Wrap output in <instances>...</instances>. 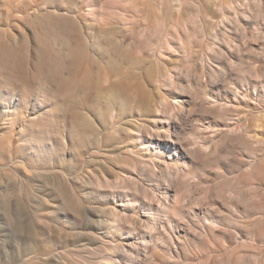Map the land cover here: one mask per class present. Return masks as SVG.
Returning a JSON list of instances; mask_svg holds the SVG:
<instances>
[{
  "label": "rangeland",
  "instance_id": "374dc122",
  "mask_svg": "<svg viewBox=\"0 0 264 264\" xmlns=\"http://www.w3.org/2000/svg\"><path fill=\"white\" fill-rule=\"evenodd\" d=\"M94 1L0 0V264H264V0Z\"/></svg>",
  "mask_w": 264,
  "mask_h": 264
},
{
  "label": "bare ground",
  "instance_id": "6f19581e",
  "mask_svg": "<svg viewBox=\"0 0 264 264\" xmlns=\"http://www.w3.org/2000/svg\"><path fill=\"white\" fill-rule=\"evenodd\" d=\"M106 1H108V0H106ZM113 2L115 1V0H112ZM119 2H120V0H118ZM123 0H121V2H122ZM173 1V0H172ZM175 1V0H174ZM94 2H99V1H97V0H95ZM102 2H104V1H102ZM113 2H111V5L112 4H114ZM124 2H126L127 3V1H124ZM129 2V1H128ZM180 2V1H179ZM224 2V1H223ZM222 2V3H223ZM226 3H228L229 4V2H227V1H225ZM224 2V4L226 5V6H228V4H226ZM105 3V2H104ZM108 3H109V1H108ZM122 4H123V2H122ZM217 4H219V7H222L224 4H222V5H220L221 3L220 2H218ZM216 4V5H217ZM116 5V4H115ZM218 6V5H217ZM111 7H115V6H111ZM119 7H121V6H119ZM218 7V8H219ZM225 7V6H224ZM117 8H118V6H117ZM122 9H121V11L124 9L123 7H121ZM109 9H110V7H109ZM108 9V10H109ZM222 9V8H221ZM115 9L113 8V10H111L112 12L114 11ZM219 10V12L220 13H222L223 15H225L226 13L225 12H223V10H220V8L218 9ZM217 10V11H218ZM225 10H227V9H225ZM120 11V10H119ZM121 11H120V13H121ZM125 11V10H124ZM222 11V12H221ZM115 12V11H114ZM123 13V12H122ZM213 13V12H212ZM214 13H215V11H214ZM213 13V14H214ZM217 13V12H216ZM219 13V14H220ZM119 14V13H118ZM113 15H115V14H113ZM117 15V14H116ZM121 14H119V16H120ZM214 15H216V14H214ZM222 15V16H223ZM118 16V15H117ZM159 16V15H158ZM208 16V15H207ZM211 15L209 14V17H210ZM213 16V15H212ZM211 16V17H212ZM219 17V15H216V17ZM113 17V16H112ZM121 17H122V15L120 16V19H121ZM157 17V16H156ZM161 17V16H160ZM210 17V18H211ZM158 19H159V17H157ZM162 17L160 18V20H158V22L159 23H157V25H155V26H151L152 27V29L154 30V33H156L157 32V35L158 34H160V32L162 31V26H163V22H161L162 20ZM157 21V20H156ZM154 24H155V21L153 22ZM209 23V22H208ZM211 23V22H210ZM153 25V24H152ZM85 26H86V28L88 29L90 26H88V24L86 23L85 24ZM146 27H147V25H145ZM145 27V28H146ZM144 29V28H143ZM148 28H146V30H147ZM144 31V30H143ZM140 32H142V31H140ZM139 32V33H140ZM145 32V31H144ZM143 32V33H144ZM152 32V30L150 31V33ZM153 33V32H152ZM83 34H84V36H85V39H86V41H87V44H89V46H90V48H95V49H97V50H100V52L102 51V53H105V54H108V55H110V47H108V45H107V43H105L104 41H103V39H101L102 37H100V36H95V37H93L92 39H91V35L90 36H88L87 35V32L85 31V29L83 30ZM142 34V33H141ZM149 35V34H148ZM139 37V36H138ZM148 38H149V36H147ZM140 38V37H139ZM157 38V37H156ZM150 39V38H149ZM140 40V39H139ZM149 42H151V40H149V41H147L146 40V44L145 45H149ZM135 43V42H134ZM137 43H139L138 41H137ZM136 43V44H137ZM141 43V42H140ZM135 44V45H136ZM151 44V43H150ZM139 45H141V44H139ZM142 45H144V44H142ZM138 46V45H137ZM136 46V47H137ZM135 47V48H136ZM82 48V47H81ZM83 49V48H82ZM79 50V49H78ZM139 50H140V48H139ZM137 51H138V48H137ZM141 51V50H140ZM143 51V50H142ZM77 53L78 54H76V57H77V60H78V62H79V64L81 65L82 64V53H83V51L82 50H79V52L77 51ZM103 55V54H102ZM133 58V57H132ZM130 59V58H129ZM135 59V58H134ZM130 61H132V60H130ZM82 66V65H81ZM80 69V68H79ZM85 72V71H84ZM86 73H82L81 75H79V76H77V90L79 91V94H80V97H81V94H85L86 92H88L89 90H91L92 89V83H91V81H90V79H88V76H86L85 75ZM78 94V95H79ZM61 96H62V94H61ZM118 97L119 96H117V95H115V93L114 92H110L109 93V95H108V99H107V101H106V104H105V106H106V108H102V107H100L99 108V110H98V112H97V120H96V122H95V124L93 125V128H94V130H95V135H94V138L96 137V135H97V137H96V141L99 143V145L101 144L102 145V147L104 146V145H107V142H108V140L109 141H111V139H109V137H104L103 139H102V141H100L99 139H98V135L100 134V133H102L103 131H106L107 129V127H106V122H107V117L114 111V110H116L117 111V113L120 115V116H124V114H125V107H124V105H123V103L122 102H120L119 101V99H118ZM6 107H8V108H10V106H6ZM10 113V110L8 109V110H5L3 113H2V115L1 116H3V117H5L6 115H10L11 114V117L14 115V112L11 110V113ZM14 117V116H13ZM12 117V118H13ZM6 119V118H5ZM9 122H11V123H13V119H11V118H8L7 119ZM127 130V129H126ZM20 136H21V138L24 140H26V138H27V135H26V133L24 132V129H20ZM20 138V139H21ZM122 138V135H121V132L119 131V134H118V136H117V139H121ZM28 139V138H27ZM103 148H105V146L103 147ZM122 163L123 164H129L130 165V167L131 166H133V164L134 163H132V162H129V161H122ZM137 163V162H136ZM128 166V165H127ZM138 169V168H137ZM259 170H260V173H264V166H262V167H260L259 168ZM141 171V170H140ZM150 180H152V178H150ZM106 182V183H108L109 184V186H112V185H115V183L114 184H112L113 182H111L108 178H105L104 180H103V182ZM122 180L120 179V182H121ZM119 182V183H120ZM107 185V184H106ZM108 186V185H107ZM115 186H113V187H110V188H114ZM106 188V187H105ZM116 188V187H115ZM113 190V189H112ZM136 190V191H135ZM135 190H132V192H140V196H139V199H137L136 198V196H135V199L137 200V205H135V207H139V208H141V209H143V210H151V204H149L148 203V201H149V193L146 191V190H139V188H138V190L137 189H135ZM113 194V193H112ZM119 194V193H118ZM132 194H134V193H132ZM138 194V193H137ZM129 194H126V193H124V194H119V196L120 197H124V196H128ZM137 196V197H138ZM134 199V198H133ZM134 202H136V201H134ZM127 203V202H126ZM133 206V205H132ZM125 209H126V207H123V211L125 212ZM109 216H108V220H109V222H110V224H108L107 225V227L108 228H111L114 232H121L120 231V226H121V224L122 223H124V222H130L129 224L130 225H132L135 229L137 228V222L135 221V220H133L132 218H129V217H127V215H120L119 214V212H118V210H115L113 207L109 210ZM115 224H116V226H115ZM128 224V223H127ZM129 227V226H128ZM131 227V226H130ZM125 228V227H124ZM114 251L113 250H110V253H113Z\"/></svg>",
  "mask_w": 264,
  "mask_h": 264
}]
</instances>
